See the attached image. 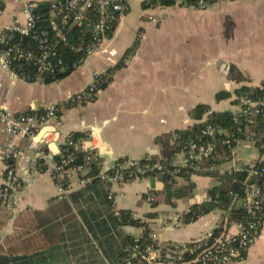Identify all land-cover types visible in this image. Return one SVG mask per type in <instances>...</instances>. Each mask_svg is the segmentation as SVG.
Masks as SVG:
<instances>
[{
	"label": "crops",
	"instance_id": "obj_1",
	"mask_svg": "<svg viewBox=\"0 0 264 264\" xmlns=\"http://www.w3.org/2000/svg\"><path fill=\"white\" fill-rule=\"evenodd\" d=\"M143 2L134 0L137 8L133 12L129 0L127 12L102 51L65 79L51 84L27 83L0 67L2 107L20 114L56 105L62 122L61 128H43L38 138L51 161L46 172L39 171L40 159L30 150L29 138L15 139L20 150L16 168L24 187L14 209L0 206V264H107L105 245L91 239L72 202L58 198L51 165L62 154L69 135L80 134L78 143L86 152L96 150L104 155L112 149L118 161L160 158L158 138L172 141L176 131L205 121V116L195 118L198 106L234 113L238 110L237 90L264 85V0H219L207 10L177 5L145 8ZM3 5L0 32L21 17L22 10L15 0H4ZM124 57L125 66L113 73L108 87L100 90L94 101L66 104L71 95L90 86L94 73H107ZM232 66L241 72L243 82L230 79ZM222 91L231 97L218 102L216 95ZM7 139L0 125V150ZM238 156L245 161L241 149ZM103 160L102 172H106ZM181 160L182 154L177 155L173 165L179 166ZM5 169L0 161V183ZM192 180L194 196L175 200V207L163 196L155 197L164 190L156 176L112 185L110 191L117 211L131 210L136 218L157 212L151 229L162 243H184L214 226L206 215L181 228L165 227L191 206L207 200L208 192L217 185L210 177L193 175ZM153 201L159 202L155 208ZM124 232L141 235L139 228L126 227ZM234 264H264V223L245 260Z\"/></svg>",
	"mask_w": 264,
	"mask_h": 264
},
{
	"label": "built area",
	"instance_id": "obj_2",
	"mask_svg": "<svg viewBox=\"0 0 264 264\" xmlns=\"http://www.w3.org/2000/svg\"><path fill=\"white\" fill-rule=\"evenodd\" d=\"M15 1L22 4L21 17L14 18L0 32V67L14 78L36 84H44L45 78H54L71 67L78 70L100 53L127 12L129 4V0ZM174 1L175 5L184 8L207 10L219 0ZM3 2L4 0H0V17L4 14ZM44 2H51L46 17L39 13V5ZM144 2L150 5L149 0ZM72 37L75 39L72 40ZM75 40L78 41L74 42ZM64 48L74 51L78 56L73 64L68 63V58L61 52ZM28 67L32 69V75L27 72ZM99 76V73H94L90 86L71 95L66 104L79 106L94 101L100 91ZM236 100L238 110L233 113L234 127L229 130L221 125L208 123L197 139H192L184 146L182 160L172 175L176 176L181 170H191L194 175L208 171H246L248 178L243 196L238 199L236 206L245 209L247 219L235 221L230 220L226 212H212L207 216L214 221L213 228L199 238L184 243L164 244L157 233H152L149 243L141 245L140 239L144 231L141 228V235L135 236L136 243L120 264H234L245 260L247 252L258 240L264 223V138L257 132H246L247 128L257 126L259 119L264 118V95L253 97L241 92ZM204 116L206 121L209 112H205ZM0 125L8 136L0 150V161L6 168L0 183V206L14 209L24 187L16 168L20 150L15 139L29 138L30 150L40 160L51 163L38 138L43 128L53 125L56 128L62 127L59 107L50 105L42 112L15 114L0 105ZM243 141H249L259 148L258 158L247 162L239 159L238 152ZM65 147L60 162L51 165L54 178L60 175L62 181L57 184L58 198L61 200L66 199L72 191L87 185L89 178L84 177L89 171L87 165L91 160L86 158L85 164L81 166L71 165L76 160V152L81 150L73 135L67 137ZM224 148L230 151L231 158L229 162L221 164ZM165 172H168L166 166L151 158L122 159L117 162L113 172L103 171L101 177L112 186L141 182ZM66 180L70 184L68 189L63 185ZM109 199L115 202L111 192ZM183 225L180 217L165 227L181 228ZM218 230L221 232L217 233Z\"/></svg>",
	"mask_w": 264,
	"mask_h": 264
},
{
	"label": "trees",
	"instance_id": "obj_3",
	"mask_svg": "<svg viewBox=\"0 0 264 264\" xmlns=\"http://www.w3.org/2000/svg\"><path fill=\"white\" fill-rule=\"evenodd\" d=\"M150 7H157L158 5L164 7L175 6L174 0H149ZM143 6L147 8L145 2ZM51 2H44L39 5V13L45 17L49 13ZM75 37H72L74 40ZM75 40L74 42H77ZM64 57H67V62L73 64L78 56L74 51L70 49H63L61 51ZM127 55V54H126ZM66 62V63H67ZM125 66V57L120 63L113 69L109 70L105 74H100L98 79V89L104 90L111 82L113 73ZM75 70L71 67L65 72H60L57 76L45 78L44 84H51L70 76ZM27 72L31 75L33 71L31 68H27ZM230 79L234 82L241 83L244 81V77L241 72L234 66L229 70ZM241 92L249 93L253 97H259L264 95V85L262 88H256L251 90L248 87H241L237 90L236 95ZM231 97V94L225 91L219 92L216 95V101H222ZM211 108L208 105H200L196 108L195 118L202 120L205 112H209V117L206 121L200 122L194 125L191 129L186 131H176L175 138L170 141L169 138H158L156 142L161 145L162 153L160 158H151L153 161H159L166 166L168 172L161 175H157L163 183L164 190L157 192L155 197L163 196L167 199L169 206L175 207V200L177 199H190L194 196L196 184L192 180L194 175L191 170H181L176 176L172 173L178 169V166L173 165L175 157L182 153L184 146H186L192 139H197L202 130L208 123L218 124L231 130L234 127L233 113L230 111L215 112L210 111ZM258 124V123H257ZM257 132L258 135L264 138V118L259 119V124L255 127L247 128L246 132ZM80 134H74L73 139L78 142ZM66 147L62 154L65 152ZM96 150L92 152H86L79 150L76 152V160L72 166H81L85 164L86 158H90L87 167L89 171L84 178H89L87 185L75 191H72L65 199L78 209V214L81 217L84 227L87 229V233L90 235L94 242H99L101 245H105L103 249L104 257L107 264H120L128 255L129 249L136 243V237L124 232V228H143L140 244L144 245L149 243V236L153 233L151 229V222L158 218L157 212L147 213L143 218H136L131 210H116V205L113 200L109 199L111 185L108 184L101 177L104 160L100 158ZM94 156V157H93ZM60 156L55 157V162H60ZM231 156L230 151L226 148L223 150V160L221 164L229 162ZM49 170L48 164L39 160V171L46 172ZM195 175L202 177H210L217 182L208 192V199L197 203L189 208V210L181 215V219L184 224L189 225L196 222L199 218L206 216L215 211H222L228 213L230 220L241 221L247 219V212L243 207L236 206L238 199L243 196V190L245 181L248 178L246 171H233L231 173L220 171H208L201 172ZM155 177V176H154ZM177 177L182 178L178 181ZM57 184L62 183L60 175L55 176ZM68 184H67V183ZM63 185L66 189L69 188V182L66 180ZM155 208L158 205V201L151 202ZM221 232L218 230L217 233ZM15 259V258H13ZM10 261V259H8ZM7 262V261H6Z\"/></svg>",
	"mask_w": 264,
	"mask_h": 264
},
{
	"label": "rangeland",
	"instance_id": "obj_4",
	"mask_svg": "<svg viewBox=\"0 0 264 264\" xmlns=\"http://www.w3.org/2000/svg\"><path fill=\"white\" fill-rule=\"evenodd\" d=\"M131 7H132L133 12L137 8V6H135V4H134V0H131ZM240 149L242 151V157L244 158L245 161H249L252 158H258L259 157V148L255 147L249 141H243L241 143Z\"/></svg>",
	"mask_w": 264,
	"mask_h": 264
},
{
	"label": "water",
	"instance_id": "obj_5",
	"mask_svg": "<svg viewBox=\"0 0 264 264\" xmlns=\"http://www.w3.org/2000/svg\"><path fill=\"white\" fill-rule=\"evenodd\" d=\"M36 109H33L35 111ZM100 158L106 159V172L110 173L113 172L116 169L118 159H116L112 154V149H108V151L104 155H99Z\"/></svg>",
	"mask_w": 264,
	"mask_h": 264
}]
</instances>
